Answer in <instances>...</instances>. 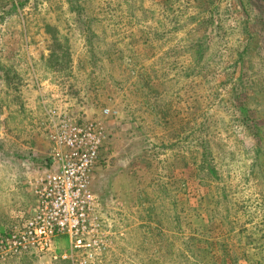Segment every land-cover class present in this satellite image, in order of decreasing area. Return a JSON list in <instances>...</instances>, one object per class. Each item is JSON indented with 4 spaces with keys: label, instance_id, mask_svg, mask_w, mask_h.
Returning <instances> with one entry per match:
<instances>
[{
    "label": "rangeland",
    "instance_id": "rangeland-1",
    "mask_svg": "<svg viewBox=\"0 0 264 264\" xmlns=\"http://www.w3.org/2000/svg\"><path fill=\"white\" fill-rule=\"evenodd\" d=\"M51 95L109 134L97 264H264V0H0V160L47 159Z\"/></svg>",
    "mask_w": 264,
    "mask_h": 264
},
{
    "label": "built area",
    "instance_id": "built-area-1",
    "mask_svg": "<svg viewBox=\"0 0 264 264\" xmlns=\"http://www.w3.org/2000/svg\"><path fill=\"white\" fill-rule=\"evenodd\" d=\"M58 98L42 99L44 132L53 151L50 171L29 183L34 197L30 214L0 235V262L46 254L57 260L55 243L61 238L70 249L59 259L75 264H97L109 247L107 220L90 189L93 173L104 163L107 128L55 106Z\"/></svg>",
    "mask_w": 264,
    "mask_h": 264
},
{
    "label": "crops",
    "instance_id": "crops-1",
    "mask_svg": "<svg viewBox=\"0 0 264 264\" xmlns=\"http://www.w3.org/2000/svg\"><path fill=\"white\" fill-rule=\"evenodd\" d=\"M47 143V149L41 153L46 154L47 159L44 162L40 161L43 159L40 157L39 160L27 159L12 163L4 158L0 160V215L8 216V219H0V235L7 233L15 223L19 222L20 219L17 220L16 217L23 216L26 211L28 214L32 211L34 197L29 183L50 171L53 151L51 144ZM29 209L31 210L28 211ZM28 256L22 257L21 262L27 264L30 260ZM6 262L11 263L12 260ZM4 263L0 262V264Z\"/></svg>",
    "mask_w": 264,
    "mask_h": 264
},
{
    "label": "water",
    "instance_id": "water-1",
    "mask_svg": "<svg viewBox=\"0 0 264 264\" xmlns=\"http://www.w3.org/2000/svg\"><path fill=\"white\" fill-rule=\"evenodd\" d=\"M0 119H1V117H0Z\"/></svg>",
    "mask_w": 264,
    "mask_h": 264
}]
</instances>
